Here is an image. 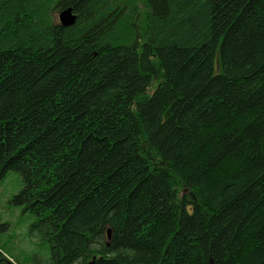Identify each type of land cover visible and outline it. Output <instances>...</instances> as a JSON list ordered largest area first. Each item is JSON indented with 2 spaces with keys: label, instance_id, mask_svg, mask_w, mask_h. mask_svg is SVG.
Returning <instances> with one entry per match:
<instances>
[{
  "label": "trees",
  "instance_id": "16d2710c",
  "mask_svg": "<svg viewBox=\"0 0 264 264\" xmlns=\"http://www.w3.org/2000/svg\"><path fill=\"white\" fill-rule=\"evenodd\" d=\"M11 171L0 264H264V0H0Z\"/></svg>",
  "mask_w": 264,
  "mask_h": 264
},
{
  "label": "rangeland",
  "instance_id": "374dc122",
  "mask_svg": "<svg viewBox=\"0 0 264 264\" xmlns=\"http://www.w3.org/2000/svg\"><path fill=\"white\" fill-rule=\"evenodd\" d=\"M58 14L55 15L57 22ZM22 186L20 175L14 171L0 179V248L8 252L7 248L15 247L17 252L21 251L20 258L25 262L29 255L39 254L41 249L26 235L32 220L30 215L22 213V207L13 201Z\"/></svg>",
  "mask_w": 264,
  "mask_h": 264
},
{
  "label": "water",
  "instance_id": "95a60500",
  "mask_svg": "<svg viewBox=\"0 0 264 264\" xmlns=\"http://www.w3.org/2000/svg\"><path fill=\"white\" fill-rule=\"evenodd\" d=\"M76 16L72 13L71 9H66L58 14V21L62 27H70L74 24ZM110 231L107 230V237L109 238ZM212 264V263H211Z\"/></svg>",
  "mask_w": 264,
  "mask_h": 264
}]
</instances>
